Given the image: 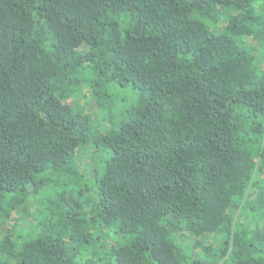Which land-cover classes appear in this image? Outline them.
I'll list each match as a JSON object with an SVG mask.
<instances>
[{
	"label": "trees",
	"instance_id": "trees-1",
	"mask_svg": "<svg viewBox=\"0 0 264 264\" xmlns=\"http://www.w3.org/2000/svg\"><path fill=\"white\" fill-rule=\"evenodd\" d=\"M0 264H264V0H0Z\"/></svg>",
	"mask_w": 264,
	"mask_h": 264
},
{
	"label": "rangeland",
	"instance_id": "rangeland-1",
	"mask_svg": "<svg viewBox=\"0 0 264 264\" xmlns=\"http://www.w3.org/2000/svg\"><path fill=\"white\" fill-rule=\"evenodd\" d=\"M226 25V21L223 20L222 22H220L218 25H216L217 27H219V29H223V26ZM118 93L120 94V97L125 98V102L127 103H133L136 98H137V94L134 91V89L131 86H126V87H122L120 90H118ZM88 111H92L95 115H97L98 112V108L96 105H93L92 103L89 104V106L86 107ZM86 149H81L79 151V158L81 159L82 163H84L85 161H89L91 162L92 160H90L92 158V156L90 157L89 152L87 151V153L85 152ZM97 162V160L95 161ZM89 185L91 186V190H90V196H95L96 195V190H95V176L93 175V177H89ZM20 216V213L19 215ZM25 222V220H23ZM221 236V235H219ZM212 239V236H207V240L210 241Z\"/></svg>",
	"mask_w": 264,
	"mask_h": 264
}]
</instances>
